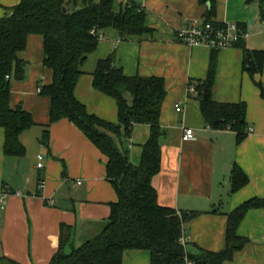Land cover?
<instances>
[{
  "label": "crops",
  "instance_id": "1",
  "mask_svg": "<svg viewBox=\"0 0 264 264\" xmlns=\"http://www.w3.org/2000/svg\"><path fill=\"white\" fill-rule=\"evenodd\" d=\"M124 1L116 0L115 8ZM135 1L146 8L147 23L154 33L122 39L116 28L103 29L96 49L83 62L76 96L90 112L116 122V100L93 85L92 72L99 59L114 54L116 65L128 75L164 77L167 95L160 115L164 131L161 169L152 180L158 201L178 210L199 212L184 224L187 250H222L228 213L250 198L264 197V97L257 84L264 82V63L261 72L251 75L244 68L240 45L214 49L179 40L178 29L205 18L209 5L201 0ZM19 2L0 0V17ZM213 18L240 23L248 34L244 45L264 51V4L262 8L258 0H217ZM213 53L214 99L246 105V134L242 138L233 129L209 125L196 92L190 89L198 79L206 78ZM23 56L25 76H12L10 101L12 106L20 104L27 109L35 124L21 133L26 146L21 157L5 154V131L0 127V264H48L60 247L62 225L71 227L64 247L70 252L106 224L118 194L107 178L108 157L73 121L61 118L45 132L51 98L39 88L52 81L53 71L44 65L42 35H29ZM177 105L182 109L177 110ZM184 126L194 129L195 138L183 139ZM150 131L149 124H137L132 135L121 142L127 141L123 146L132 162L140 158ZM43 133L47 140L38 145ZM137 144L140 149L136 153ZM235 168L245 173L247 182L233 190ZM237 231L248 240L224 264H264V208L248 210ZM150 263L149 250L124 252L123 264Z\"/></svg>",
  "mask_w": 264,
  "mask_h": 264
},
{
  "label": "trees",
  "instance_id": "2",
  "mask_svg": "<svg viewBox=\"0 0 264 264\" xmlns=\"http://www.w3.org/2000/svg\"><path fill=\"white\" fill-rule=\"evenodd\" d=\"M115 1L20 0L0 17V127L5 131V154L24 156L26 146L21 141V133L35 124L31 113L20 104L12 106L10 99L12 76L18 79L25 76L23 55L28 37L32 33L40 34L44 40V65L53 71L52 81L40 87L41 94L51 98L50 120L45 124V132L52 122L61 118L73 121L108 157L107 178L118 194L106 224L70 252L64 247L71 227L62 225L60 247L48 264H123L127 249L149 250L150 264H186L187 257L197 264H224L245 246L248 239L237 228L248 210L264 208V197L250 198L228 213L224 249H201L198 253L187 250L186 243L181 241L184 224L199 212L160 204L152 183L161 169L164 131L160 115L167 95L164 77L128 75L116 65L114 54L99 59L92 72L93 85L116 100V122L90 112L76 96L79 78L84 73L83 62L96 49L103 29L116 28L122 39L154 33V27L147 23L143 5L127 0L116 9ZM258 1L263 8L264 0ZM201 2L209 5L205 18L220 23L213 18L217 0ZM237 45L244 50V68L251 75L261 72L264 51L247 48L244 39ZM215 76L213 53L206 78L194 84L201 113L212 127L233 129L242 138L246 134V105L242 101L215 100ZM257 84L264 97V82ZM137 124H149L151 131L142 144L139 162L134 163L121 142L132 135ZM232 181L236 190L247 182V176L235 168Z\"/></svg>",
  "mask_w": 264,
  "mask_h": 264
},
{
  "label": "built area",
  "instance_id": "3",
  "mask_svg": "<svg viewBox=\"0 0 264 264\" xmlns=\"http://www.w3.org/2000/svg\"><path fill=\"white\" fill-rule=\"evenodd\" d=\"M127 1V0H125ZM247 32L240 28L237 22H220L217 23L213 20H195L188 26L177 30L176 36L179 40L187 43L190 46H197L200 44L208 45L212 48H223L235 46L241 39L247 37ZM192 91H195V87L191 86ZM39 90H41L39 88ZM177 110H181V106H176ZM195 138V131L192 127H183V139ZM42 159V155H39V160ZM38 166L42 167L43 162L39 161ZM80 183V181H79ZM181 241L186 243L187 237L183 235ZM186 264H197L193 259L187 257Z\"/></svg>",
  "mask_w": 264,
  "mask_h": 264
},
{
  "label": "rangeland",
  "instance_id": "4",
  "mask_svg": "<svg viewBox=\"0 0 264 264\" xmlns=\"http://www.w3.org/2000/svg\"><path fill=\"white\" fill-rule=\"evenodd\" d=\"M33 129V128H32ZM31 131V133H35V130H34V132H32V130H30ZM30 133V132H29ZM30 137H32V135L30 134ZM45 140H47V138H46V136H45V134L43 133V134H41L40 135V137H39V141H38V145H41L42 144V142L43 141H45ZM25 142L28 144H30V139L28 138H26L25 137ZM127 141H125L123 144L125 145V146H127L125 143H126ZM122 144V145H123ZM121 146V145H120ZM136 147H139V144H137L136 145ZM136 149V148H135ZM139 149H140V147L139 148H137L136 150H135V152L137 153L138 151H139ZM138 150V151H137ZM27 156V155H26ZM16 159H18V158H16ZM140 159V158H139ZM139 159L136 161L137 163L139 162ZM6 170H8V168L6 169Z\"/></svg>",
  "mask_w": 264,
  "mask_h": 264
},
{
  "label": "water",
  "instance_id": "5",
  "mask_svg": "<svg viewBox=\"0 0 264 264\" xmlns=\"http://www.w3.org/2000/svg\"><path fill=\"white\" fill-rule=\"evenodd\" d=\"M64 9H66V8H64Z\"/></svg>",
  "mask_w": 264,
  "mask_h": 264
}]
</instances>
